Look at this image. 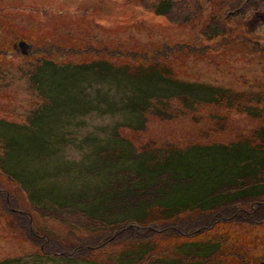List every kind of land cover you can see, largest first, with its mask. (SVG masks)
Segmentation results:
<instances>
[{"label": "rangeland", "instance_id": "obj_1", "mask_svg": "<svg viewBox=\"0 0 264 264\" xmlns=\"http://www.w3.org/2000/svg\"><path fill=\"white\" fill-rule=\"evenodd\" d=\"M263 92L264 0H0V264H264V195L204 208L248 160L200 149L260 143Z\"/></svg>", "mask_w": 264, "mask_h": 264}, {"label": "trees", "instance_id": "obj_2", "mask_svg": "<svg viewBox=\"0 0 264 264\" xmlns=\"http://www.w3.org/2000/svg\"><path fill=\"white\" fill-rule=\"evenodd\" d=\"M167 8H168V6H164V7L162 6L158 10V12L160 13L162 10H165ZM255 22H257V20ZM154 58L158 59L159 57L157 58L156 56H154L153 59ZM90 65L96 67V70H98V68L101 66L111 65V64H108L107 61L99 60L97 62L91 63ZM92 66H90V67L84 66V68H88L90 70V68H93ZM148 66L155 68L156 66H158V62H152ZM46 67L53 68L52 72L57 71L54 68L56 66L54 64H52V62H43L39 66L38 70H43ZM159 75L167 83H170V84H173L175 86L180 87L182 89V93L185 96V100L216 102L222 98L223 90H221L219 87H215L213 85H208V84H197L194 82L193 83H185V82H181L178 80H172L169 76L162 74L161 72ZM258 102L260 103V104H258V105H260V107L248 106V108L246 110L252 114L256 113L258 115L264 116V95L261 97V99L258 100ZM136 105L139 106L140 108L146 110L149 107L150 102H149V99L146 98V99L141 100V102L137 103ZM166 115L167 114H165V115L161 114L160 117L162 116V118H165ZM169 117L170 116H168L167 119H169ZM137 119L140 120V118H137ZM17 139H18V137H17ZM258 140H260L261 142L258 144H253V147H251V145L249 144L248 141H244L241 144L235 145V147H225V146L221 147V146L215 145V146H210L208 149L207 148H200L202 151H206L210 154L214 153V155H217L218 157L222 158L228 167V171L232 170L231 167L233 164L235 166H237L240 164L239 162H241L242 160H248V162H246V163L244 162L241 165V167L246 165V167H248L247 170H249L247 172L241 173L239 175L235 174L233 176H229L230 174L228 172H226L223 176H221L217 181L216 190L214 191V194L210 197L211 204L207 207H204V208H207V209L218 208V207H220L223 204H226L228 202H233V201H237V200H241V199H245V198L246 199L256 198V197L264 195V183L263 182H254L251 185H247L245 187H241V188L235 190L232 194H229V195L223 193L224 188L229 187V186H233L231 184L240 183L239 179H245V177H247V175L249 173L251 176H254L258 172L256 169V166H255V165H257V167H259V165L257 164V161H255L256 159L261 157L262 163H264V149H263L264 144H262L264 141V133L259 135ZM8 148H9V146H8ZM242 148H246V149H242ZM111 150H109V154H105L103 157V159L105 161V167L109 166V161L112 157ZM186 154H188V153H186ZM251 154H252V156H251ZM224 162L222 164H224ZM253 181H255V180H253ZM172 186H177V184L172 185ZM238 187H240V186H238ZM172 189L180 191L179 187L172 188ZM169 195H170V193L165 198H169ZM171 214L173 215L174 212H171ZM142 257L143 256L141 255L136 259L140 260V259H142Z\"/></svg>", "mask_w": 264, "mask_h": 264}, {"label": "water", "instance_id": "obj_3", "mask_svg": "<svg viewBox=\"0 0 264 264\" xmlns=\"http://www.w3.org/2000/svg\"><path fill=\"white\" fill-rule=\"evenodd\" d=\"M20 46L23 48V49H27V46L24 44V43H20ZM23 52H25V51H23Z\"/></svg>", "mask_w": 264, "mask_h": 264}]
</instances>
